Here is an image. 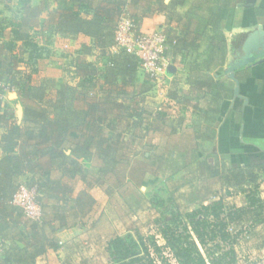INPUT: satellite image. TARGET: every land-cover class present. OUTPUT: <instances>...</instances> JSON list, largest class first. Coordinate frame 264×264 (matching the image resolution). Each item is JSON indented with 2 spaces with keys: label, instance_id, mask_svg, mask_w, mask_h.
<instances>
[{
  "label": "trees",
  "instance_id": "1",
  "mask_svg": "<svg viewBox=\"0 0 264 264\" xmlns=\"http://www.w3.org/2000/svg\"><path fill=\"white\" fill-rule=\"evenodd\" d=\"M236 3L214 0L179 15L165 0H42L38 5L0 0V264H42L48 250L60 248L62 229L89 225L98 205L93 188L126 200L128 184H136L134 163L141 153L150 167L180 165L170 155L173 150L184 163L189 156L185 166L197 160L199 143L215 138L223 102L234 96L227 82L211 73L226 61L225 12ZM252 10L264 19V2ZM158 14L178 24L168 22L163 31L164 56L171 62L180 58L188 72L184 83L174 76L161 103L148 97L149 85L138 82L139 58L115 49L123 16L129 15L141 32L144 20ZM54 34H82L92 43L81 44L60 84L36 82L40 61L52 54L48 44ZM10 91L17 98H9ZM15 104L23 106L21 122ZM184 124L191 134L182 129V142L152 143L155 133L170 129L176 134ZM211 172V177L219 174ZM262 176L264 155L250 154L246 164L228 167L221 175L244 193L240 205L230 204L207 182L202 184L207 193L197 191L193 209L183 210L173 198L152 201L164 208L154 220L157 233L111 236L108 264H238L239 247L257 242L256 249L264 248ZM21 186L36 191L39 219L27 218L13 203ZM171 201L174 209L168 207Z\"/></svg>",
  "mask_w": 264,
  "mask_h": 264
},
{
  "label": "crops",
  "instance_id": "2",
  "mask_svg": "<svg viewBox=\"0 0 264 264\" xmlns=\"http://www.w3.org/2000/svg\"><path fill=\"white\" fill-rule=\"evenodd\" d=\"M41 1L42 0L35 2L34 0V4L38 5ZM213 1L214 0H165L167 4H173L176 6L175 12L179 15H185L196 4H201V6L205 7ZM245 1L246 0H237L236 5L232 9L225 12V18L227 19V28L225 33L228 39V53L226 55V61L224 65L216 68L211 73V75L215 77L217 81H226L227 85L234 90V96L224 100V112L218 122V125L221 123H225L226 127L229 125L230 127H227L229 133L221 134L219 128H217L218 130L216 132L215 138L204 143L203 146V148L206 146V149L222 152L224 155L231 154L232 156H236V159L238 160V166L246 164L247 158L250 154L259 155V152L255 153V151L251 150H257L258 148H261L262 146L260 140H264V128L263 131H258L259 123L264 124L263 48L260 47L258 50L253 49L250 52L246 50L251 37L254 35L255 38L259 40V42L264 43V37L261 35V31L264 30V19H259L254 15L252 10L253 7L238 6L240 3H244ZM262 1L264 2V0ZM261 3V0H257L255 6L260 5ZM198 12L199 14H202L201 9H199ZM43 16L46 17L47 14L45 13ZM169 19L168 16L166 17V14H158L154 15L152 18H146L143 22L142 31L163 32L168 22H171L173 27L178 26L175 20L169 21ZM51 36H53L55 39H58L57 41L63 40L65 43L70 42V44H72V54L70 53L71 55L68 56L70 60L75 57L76 51L79 49L82 43H92L91 37L82 34L76 37H64L59 34H54ZM49 47L53 48L52 54L40 61L38 74L44 70V64L51 61L49 59H61L60 56L62 55H58L56 53L57 51L54 49L51 43L49 44ZM246 55H252L256 59L250 62L248 65L235 71V76L240 81V95H236V82L229 76V74L226 73V71ZM180 60L181 59L178 58L176 62H171L170 59H168V66H173L175 68V73L174 75L168 74L163 80H149L141 71L138 82L139 84H147L151 87L148 97H151L153 100L161 103L167 97L168 89L170 88L174 76L183 77V83L185 82V78L188 77V72L184 69V66L180 63ZM259 60L263 61L257 62ZM247 73H251L249 78H246ZM60 78L61 76L59 79ZM61 82L58 81V84ZM15 98H17V96ZM177 111L180 112L179 109ZM16 117L19 122L23 120L24 109L21 104H18ZM193 118L196 117L193 116ZM254 119H257V121ZM256 122L258 125L255 124L256 126L254 129L246 131L245 125L247 123L254 124ZM234 125L239 126L238 130L240 132L233 135L230 134V128H233ZM162 135L164 134L155 133L151 137L152 143L159 144V141L164 140L165 138H167L169 141L182 138V136L177 138L175 136H166L165 138H162ZM174 137L176 139H173ZM174 144L175 143H169L168 146ZM250 147H252L251 150L246 149ZM1 157L2 152L0 150V159ZM91 192L98 204L100 203L104 207L108 203L109 199L111 200V198H108L107 194L104 193V188L96 187L93 188ZM96 192H98L97 195L95 194ZM100 194H102V196ZM100 219L102 220V217L94 220V222L97 221V223L93 227L92 225H88L87 227L76 226L69 229H62L58 233L61 243L60 248L58 250H48L46 255L40 259V262L42 264H108L109 259L106 252V245L109 237H106L102 233L100 234Z\"/></svg>",
  "mask_w": 264,
  "mask_h": 264
},
{
  "label": "rangeland",
  "instance_id": "3",
  "mask_svg": "<svg viewBox=\"0 0 264 264\" xmlns=\"http://www.w3.org/2000/svg\"><path fill=\"white\" fill-rule=\"evenodd\" d=\"M35 2H39V0H35ZM261 2L263 1L261 0ZM50 38V43L57 51L56 53L62 56H60V60L49 59L51 61L44 64V70L35 76L36 82H40L44 79H52L59 82L65 80V70L68 68L67 65L71 61L68 56L72 54V44H70V42L65 43L63 40L57 41L58 39H55L53 36H50ZM50 49L52 51L53 48L50 47ZM60 76L61 78L59 79ZM15 94L16 92L10 91L8 96L13 99L16 96ZM17 108L18 104H15L16 111ZM187 115L193 119L194 115L191 116V113ZM254 120L257 121V119ZM255 124L258 125L257 122L254 124L247 123L245 125L246 131L254 129L256 126ZM227 127L230 126L228 125ZM227 127L225 123H221L220 125L217 123L216 132L218 130L217 128H219L221 134L229 133ZM238 127V125H234L233 128H230V134L234 135L239 133ZM263 128L264 124L259 123L258 131H263ZM182 129H184L186 133L191 134V131L188 129V124H184L183 128H178L176 134H173L170 129L160 134H164L161 136L162 138L166 136H175L177 138L183 135L184 132ZM175 137L173 139H176ZM180 141L182 142V139L169 141L165 138L159 141V144L166 145L175 143L176 145V143ZM188 143L190 146H193L195 141L189 140ZM204 143L206 142L201 141L199 143V148L201 150L195 153V158L197 160L194 162L192 160L193 163L186 166L184 164L188 163L189 156H185L187 160L184 163V160L179 158L180 153L178 154L176 150H173L170 154L173 158L179 159L180 165L175 166L165 165L162 167H150V165L143 164L146 161L141 157L143 156V153H141L140 158H137L134 163L136 172H133V178L136 184L129 183L127 189V192H129L123 193L126 196V200L118 194L111 198V200L109 199L105 207L99 203L91 216L92 218L89 220V226L94 223L95 219L102 217V220L100 219V234L102 233L109 238L128 232L135 234L137 231H141L145 234H155L157 233V227L154 225V220L160 216V212L164 211V208L155 206L152 201L159 198L164 200L173 198L174 202L183 210L193 209L196 207L195 201L198 198L197 191L199 190L201 195L207 193V190L204 189L202 185L204 182H207L209 187H212L219 195L226 196V200L230 204L240 205L244 203V193L238 188L230 187L226 181L221 180V175L225 173L228 167L233 168L238 166L236 156H232L229 153V155H224L222 152H217V150L206 149V146L203 148ZM260 143L261 146L264 147V140H260ZM262 147L257 150H251L252 147L246 149L255 151V153L259 152V155H264V148ZM167 151H169V149L164 153L163 151L159 152L163 153L164 157L167 158V154H169ZM184 153L189 154V150ZM146 155L149 156L150 154L147 152ZM211 170L219 174L211 177ZM258 182L261 184V191L264 196V177H260ZM247 187L249 188L250 186ZM228 191H231L230 195L227 194ZM116 193H118V191H116ZM95 194L97 195L98 192ZM100 195L102 196V194ZM168 207L174 209L172 201L170 203L168 202ZM158 239L162 242L160 236ZM256 243L257 242H251L248 245L244 244V246L239 247L240 261L238 264H264V248L256 249Z\"/></svg>",
  "mask_w": 264,
  "mask_h": 264
},
{
  "label": "built area",
  "instance_id": "4",
  "mask_svg": "<svg viewBox=\"0 0 264 264\" xmlns=\"http://www.w3.org/2000/svg\"><path fill=\"white\" fill-rule=\"evenodd\" d=\"M167 37L162 31L138 32L129 15L123 16L116 31V50L123 49L136 55L141 63V71L154 80H163L168 73V59L164 56ZM36 191L21 186L13 203L23 209L29 219H39L41 208L36 201Z\"/></svg>",
  "mask_w": 264,
  "mask_h": 264
},
{
  "label": "water",
  "instance_id": "5",
  "mask_svg": "<svg viewBox=\"0 0 264 264\" xmlns=\"http://www.w3.org/2000/svg\"><path fill=\"white\" fill-rule=\"evenodd\" d=\"M257 0H246L244 3H240L238 6L239 7H254L256 4ZM261 35L262 37H264V30L261 31ZM260 47L263 48V55H264V43L259 42V40H257L255 38V35L253 37H251L249 44L246 47V50L248 52L252 51L253 49L258 50ZM256 58L252 55H246L244 56L240 61H238L237 63H235L234 65H232L227 71L226 73L229 74V76L235 80L236 82V88H235V93L236 95H240V81L236 78L235 76V71L239 68H242L246 65H248L250 62L254 61ZM264 60V59H263ZM263 60H259L257 62H261ZM168 73L169 75H174L175 73V68L173 66H169L168 67ZM17 96V94H15ZM15 96V97H16Z\"/></svg>",
  "mask_w": 264,
  "mask_h": 264
}]
</instances>
